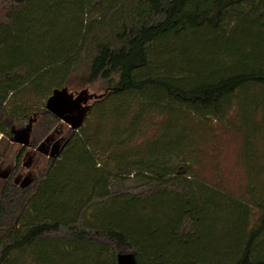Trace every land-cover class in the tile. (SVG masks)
Returning a JSON list of instances; mask_svg holds the SVG:
<instances>
[{
	"label": "trees",
	"instance_id": "1",
	"mask_svg": "<svg viewBox=\"0 0 264 264\" xmlns=\"http://www.w3.org/2000/svg\"><path fill=\"white\" fill-rule=\"evenodd\" d=\"M73 80L104 93L40 176L5 180L0 264H264V0H0V147L30 120L62 134L46 104ZM213 121L244 193L196 169Z\"/></svg>",
	"mask_w": 264,
	"mask_h": 264
},
{
	"label": "rangeland",
	"instance_id": "2",
	"mask_svg": "<svg viewBox=\"0 0 264 264\" xmlns=\"http://www.w3.org/2000/svg\"><path fill=\"white\" fill-rule=\"evenodd\" d=\"M100 88V85L82 88L80 84H77V82L73 80L69 91L75 97L84 89L88 92V94L100 96L104 93V90ZM94 100L95 97H90L86 104H91ZM251 112L252 107L248 112L244 111V118L241 120V125L246 124L247 128L250 126L253 130V121L250 116ZM33 123L34 122H32L30 145L28 149L23 152L20 160V166L15 172V177H20V183L28 179L26 186L30 184V180H32V178L34 179L35 177L40 176L46 169L48 163L50 162V155L53 151L54 145L56 143H62V141L67 137L68 130L70 129L66 124L67 122L63 121L61 123V129L64 128L65 131H63L58 137L53 138L50 142H47L46 138L42 136V131L38 127L36 130L33 129ZM213 123L218 131L216 132L217 143L215 146L216 148L214 149L216 151L214 155L218 156L217 159L219 160V163L217 164L208 161L203 165L196 166V169H198L203 176L210 181L222 180L229 190H232L237 194L244 193L245 182L242 171L243 168H239L236 163L238 144L236 140L230 136L231 134L224 132L220 124L214 121ZM22 127H25V125ZM22 146L23 145L20 143L12 141L10 144L7 145V143H4L0 147V153L3 152L0 159V173L6 172L7 170L14 171V168L18 165V153L20 152ZM208 154H211V152L208 151ZM5 180L6 177H3V175L0 174V198Z\"/></svg>",
	"mask_w": 264,
	"mask_h": 264
},
{
	"label": "water",
	"instance_id": "3",
	"mask_svg": "<svg viewBox=\"0 0 264 264\" xmlns=\"http://www.w3.org/2000/svg\"><path fill=\"white\" fill-rule=\"evenodd\" d=\"M88 95L89 97H98V95L88 94L87 91L80 93L75 97L67 89L60 91H55L54 94L49 98L46 104V110L53 113L55 116L59 117L67 123H71L75 127L76 123L83 117L85 109L81 107V102L87 101V98L83 99V95ZM73 111L76 114L70 115ZM32 122L30 120L28 125L23 129L17 130L15 132V137L13 142L20 143L23 146L30 145ZM58 145L57 143L54 147ZM51 155H54L52 151ZM28 183V179L24 180L22 185L25 186ZM118 264H138L136 257L132 253H123L118 256Z\"/></svg>",
	"mask_w": 264,
	"mask_h": 264
},
{
	"label": "flooded vegetation",
	"instance_id": "4",
	"mask_svg": "<svg viewBox=\"0 0 264 264\" xmlns=\"http://www.w3.org/2000/svg\"><path fill=\"white\" fill-rule=\"evenodd\" d=\"M4 177H6L7 179L6 180H8V179H12V178H14L15 177V173H14V171H10V170H7L6 172H3V173H1ZM18 179L20 178V177H17Z\"/></svg>",
	"mask_w": 264,
	"mask_h": 264
},
{
	"label": "built area",
	"instance_id": "5",
	"mask_svg": "<svg viewBox=\"0 0 264 264\" xmlns=\"http://www.w3.org/2000/svg\"><path fill=\"white\" fill-rule=\"evenodd\" d=\"M2 137V134L0 133V138Z\"/></svg>",
	"mask_w": 264,
	"mask_h": 264
}]
</instances>
